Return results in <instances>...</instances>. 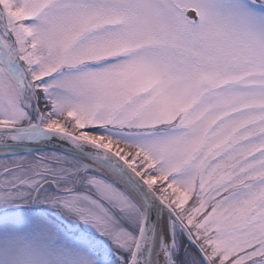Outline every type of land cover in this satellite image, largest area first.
<instances>
[{"label":"snow or ice","instance_id":"obj_1","mask_svg":"<svg viewBox=\"0 0 264 264\" xmlns=\"http://www.w3.org/2000/svg\"><path fill=\"white\" fill-rule=\"evenodd\" d=\"M0 154V264H264V0H0Z\"/></svg>","mask_w":264,"mask_h":264},{"label":"water","instance_id":"obj_2","mask_svg":"<svg viewBox=\"0 0 264 264\" xmlns=\"http://www.w3.org/2000/svg\"><path fill=\"white\" fill-rule=\"evenodd\" d=\"M61 142H54V145L55 146H49L45 151H47V152H56V153H61V154H63V149L61 148V147H59V144H60ZM67 147V145H64V148H66ZM0 158H9V157H5V156H3V154H0Z\"/></svg>","mask_w":264,"mask_h":264},{"label":"rangeland","instance_id":"obj_3","mask_svg":"<svg viewBox=\"0 0 264 264\" xmlns=\"http://www.w3.org/2000/svg\"><path fill=\"white\" fill-rule=\"evenodd\" d=\"M58 154H61V153H58ZM29 161L32 159V157H29L28 158ZM5 162H7L9 164V166H13L14 163H16L17 161L14 159V158H0V165H3ZM192 201H189V204H191Z\"/></svg>","mask_w":264,"mask_h":264},{"label":"bare ground","instance_id":"obj_4","mask_svg":"<svg viewBox=\"0 0 264 264\" xmlns=\"http://www.w3.org/2000/svg\"><path fill=\"white\" fill-rule=\"evenodd\" d=\"M102 171V174L103 175H109L107 172H105V171H103V170H101Z\"/></svg>","mask_w":264,"mask_h":264}]
</instances>
